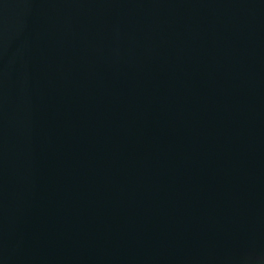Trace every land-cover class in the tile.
Returning a JSON list of instances; mask_svg holds the SVG:
<instances>
[{"label": "water", "instance_id": "95a60500", "mask_svg": "<svg viewBox=\"0 0 264 264\" xmlns=\"http://www.w3.org/2000/svg\"><path fill=\"white\" fill-rule=\"evenodd\" d=\"M0 264H264V0H0Z\"/></svg>", "mask_w": 264, "mask_h": 264}]
</instances>
